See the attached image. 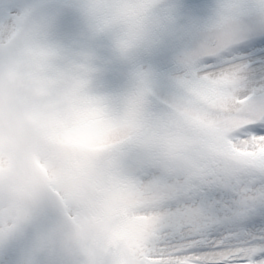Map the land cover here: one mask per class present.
I'll return each instance as SVG.
<instances>
[{"label": "snow or ice", "instance_id": "1", "mask_svg": "<svg viewBox=\"0 0 264 264\" xmlns=\"http://www.w3.org/2000/svg\"><path fill=\"white\" fill-rule=\"evenodd\" d=\"M129 6L135 17L124 14ZM154 6L155 0L84 5L89 35L113 34L116 51L126 58L143 40ZM46 7H8L0 21V56L9 40L23 36L46 54L43 74L59 78L87 69L88 93L118 122L134 112L135 130L104 163L139 197L128 216L148 224L136 252L108 245L99 256L75 257L73 264H264V0L224 6L195 45L175 57L163 95L143 72L127 95L99 87L96 56L77 44L54 42ZM217 89L225 103H205L202 97ZM190 110L210 127L197 129L184 152L165 154L158 147L163 130L191 127L185 118Z\"/></svg>", "mask_w": 264, "mask_h": 264}, {"label": "rangeland", "instance_id": "2", "mask_svg": "<svg viewBox=\"0 0 264 264\" xmlns=\"http://www.w3.org/2000/svg\"><path fill=\"white\" fill-rule=\"evenodd\" d=\"M104 2L0 0V21L12 4L45 5L46 14L54 18L53 41L77 44L96 56L99 87L114 95H127L143 72L150 74L163 95L176 71L175 57L195 45L199 33L219 17L224 6L256 0H155L144 38L126 58L116 51L113 34L93 38L89 31H82L88 25L83 6ZM124 14L135 17L136 9L129 6ZM3 47L7 51L0 60L13 61L6 64L10 84L33 119L27 126L19 122L10 136L12 146L0 148V264H73L75 257L99 256L108 245H124L130 253L136 252L148 227L144 217L128 216V209L139 206V197L104 163L111 149L135 130L134 112L118 122L88 93L87 69L69 71L59 78L43 74L46 54L33 49L23 36ZM19 57L27 60L26 67ZM31 60L35 65L31 66ZM59 88L66 93L58 92ZM202 99L215 107L225 103L218 89ZM10 112L20 113L0 73V115ZM185 118L191 127L182 132L163 130L158 147L165 154L184 152L198 135L197 129L210 127L194 110L187 111ZM36 147L51 186L67 205L63 212L54 197L45 196L31 153ZM103 205L106 217L89 214Z\"/></svg>", "mask_w": 264, "mask_h": 264}, {"label": "clouds", "instance_id": "3", "mask_svg": "<svg viewBox=\"0 0 264 264\" xmlns=\"http://www.w3.org/2000/svg\"><path fill=\"white\" fill-rule=\"evenodd\" d=\"M33 117L26 113H14L0 115V148H10L11 134L15 131L17 124L21 121L30 123Z\"/></svg>", "mask_w": 264, "mask_h": 264}]
</instances>
